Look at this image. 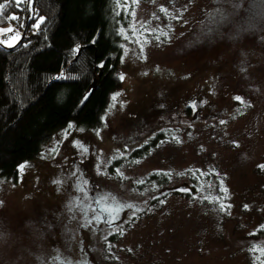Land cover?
Returning <instances> with one entry per match:
<instances>
[{
    "label": "rangeland",
    "instance_id": "rangeland-1",
    "mask_svg": "<svg viewBox=\"0 0 264 264\" xmlns=\"http://www.w3.org/2000/svg\"><path fill=\"white\" fill-rule=\"evenodd\" d=\"M114 6L123 89L102 128L57 130L0 181V264H263L264 0ZM160 132L147 157L116 165ZM154 172L168 189L138 190ZM195 172L220 180L222 209L176 194Z\"/></svg>",
    "mask_w": 264,
    "mask_h": 264
},
{
    "label": "trees",
    "instance_id": "trees-1",
    "mask_svg": "<svg viewBox=\"0 0 264 264\" xmlns=\"http://www.w3.org/2000/svg\"><path fill=\"white\" fill-rule=\"evenodd\" d=\"M114 5L115 0H32L30 7L22 1L19 8L15 2L6 3L0 29L11 25L23 35L13 47L0 43V181H16L20 166L36 159L57 130L104 126L113 97L124 86L118 25L127 23V17L117 15ZM9 15L21 17L24 26L9 22ZM165 138V132L158 133L116 165L132 166ZM170 177L151 173L137 189L164 191ZM182 188L185 192L177 195L203 197L224 207V191L214 172L190 173ZM256 237L264 238V227ZM260 250L255 255L264 264Z\"/></svg>",
    "mask_w": 264,
    "mask_h": 264
},
{
    "label": "snow or ice",
    "instance_id": "snow-or-ice-1",
    "mask_svg": "<svg viewBox=\"0 0 264 264\" xmlns=\"http://www.w3.org/2000/svg\"><path fill=\"white\" fill-rule=\"evenodd\" d=\"M7 2H15L16 4V7H20V4L22 2V0H5V2H0V17H2L3 15V10L6 8V3ZM24 3H26L29 7L31 6V3H32V0H23ZM166 11V9H164ZM132 15H134V12L132 13ZM28 18H32V14L31 12H29V17ZM9 22L12 21V20H17V21H20V26L23 27V19L21 17H18L16 15H9L7 18H6ZM38 26V25H37ZM14 29L12 27H9L8 29H0V32H13ZM19 37V33H15V36L13 37H10L9 39H16ZM0 43H3V41H0ZM9 47H11L12 45L11 44H8ZM76 51H79V49H77ZM104 65L101 64L100 67H103ZM121 79H123V77H121ZM87 98V95L85 97V99ZM113 99H115V97H113ZM240 98L237 97V100H239ZM193 107H195V105H193ZM141 183H143L141 181ZM130 207V206H129Z\"/></svg>",
    "mask_w": 264,
    "mask_h": 264
},
{
    "label": "flooded vegetation",
    "instance_id": "flooded-vegetation-1",
    "mask_svg": "<svg viewBox=\"0 0 264 264\" xmlns=\"http://www.w3.org/2000/svg\"><path fill=\"white\" fill-rule=\"evenodd\" d=\"M102 210H104V211L108 212V211H107L106 209H104V208H103V209H101V212H104V211H102ZM95 212H97V211H95Z\"/></svg>",
    "mask_w": 264,
    "mask_h": 264
}]
</instances>
